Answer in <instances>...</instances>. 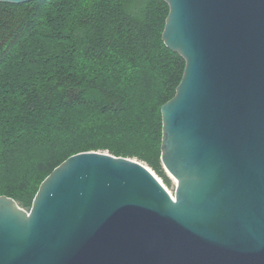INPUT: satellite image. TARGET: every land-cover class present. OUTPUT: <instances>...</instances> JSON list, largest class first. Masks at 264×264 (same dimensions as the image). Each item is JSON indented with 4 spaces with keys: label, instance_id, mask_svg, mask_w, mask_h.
Returning a JSON list of instances; mask_svg holds the SVG:
<instances>
[{
    "label": "water",
    "instance_id": "obj_1",
    "mask_svg": "<svg viewBox=\"0 0 264 264\" xmlns=\"http://www.w3.org/2000/svg\"><path fill=\"white\" fill-rule=\"evenodd\" d=\"M165 2L185 62L160 108L174 195L135 159L72 154L29 210L0 195V264H264V0Z\"/></svg>",
    "mask_w": 264,
    "mask_h": 264
},
{
    "label": "trees",
    "instance_id": "obj_2",
    "mask_svg": "<svg viewBox=\"0 0 264 264\" xmlns=\"http://www.w3.org/2000/svg\"><path fill=\"white\" fill-rule=\"evenodd\" d=\"M165 0L0 1V195L29 210L72 154L144 160L166 185L160 108L184 59L162 31Z\"/></svg>",
    "mask_w": 264,
    "mask_h": 264
},
{
    "label": "rangeland",
    "instance_id": "obj_3",
    "mask_svg": "<svg viewBox=\"0 0 264 264\" xmlns=\"http://www.w3.org/2000/svg\"><path fill=\"white\" fill-rule=\"evenodd\" d=\"M88 151H101V152H109L108 150H106V149H97V150H88ZM110 153V152H109ZM112 154V153H111ZM114 155V154H113ZM128 158H132V159H135V160H137V161H139V162H141L142 164H144V165H146L151 171H152V173L158 178V180L164 185V187L172 194V195H174V187H175V180L173 179V177L172 176H170L166 171V174H167V176L169 177V179H170V181H171V183L169 184V185H166L164 182H163V180L161 179V177L160 176H158L155 172H154V170L144 161V160H142V159H140V158H138V157H136V156H133V157H128ZM164 168V167H163ZM27 210V209H26Z\"/></svg>",
    "mask_w": 264,
    "mask_h": 264
}]
</instances>
